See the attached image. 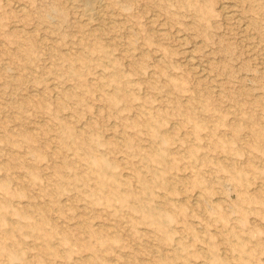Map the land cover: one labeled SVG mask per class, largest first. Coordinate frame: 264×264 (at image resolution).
I'll list each match as a JSON object with an SVG mask.
<instances>
[{
  "label": "rangeland",
  "instance_id": "rangeland-1",
  "mask_svg": "<svg viewBox=\"0 0 264 264\" xmlns=\"http://www.w3.org/2000/svg\"><path fill=\"white\" fill-rule=\"evenodd\" d=\"M263 190L264 0H0V264H264Z\"/></svg>",
  "mask_w": 264,
  "mask_h": 264
},
{
  "label": "bare ground",
  "instance_id": "bare-ground-1",
  "mask_svg": "<svg viewBox=\"0 0 264 264\" xmlns=\"http://www.w3.org/2000/svg\"><path fill=\"white\" fill-rule=\"evenodd\" d=\"M93 1H94V0H93ZM99 1H101V0H99ZM99 3H100V2H99ZM98 5H99V4H98ZM94 10H95V9H94ZM97 11H98V10H97ZM95 12H96V11H95ZM199 12H200V11H199ZM98 13H99V12H98ZM94 27H95V26H94ZM91 50H92V49H91ZM93 50L95 51L96 48L93 49ZM98 51H99V50H98ZM102 53H103V52H102ZM104 55H105V54H104ZM104 55H103V57H104ZM160 58H161V57H160ZM106 60H107V59H106ZM82 61H83V60H82ZM84 62H85V61H84ZM197 63H198V62H197ZM77 75H78V74H77ZM80 75H81V74H80ZM80 75H79V76H80ZM74 76H75V75H74ZM74 76H73V77H74ZM112 76H113V75H112ZM116 77L118 78V76H116ZM74 78H75V77H74ZM76 78H77V77H76ZM113 78H114V77H113ZM79 80H81V79L79 78ZM121 80H122V79H121ZM113 82H114V81H113ZM53 84H54V83H53ZM124 86H125V85H124ZM115 90H116V89H115ZM118 91H119V90H118ZM112 92H113V91H112ZM113 96H114V95H113ZM113 96H111V97H113ZM131 98H132V97H131ZM134 98H135V97H134ZM111 100H113V99H111ZM109 102H110V101H109ZM144 124H145V123H144ZM145 125H146V124H145ZM151 129H152V128H151ZM154 132H155V131H154ZM64 133H65V132H64ZM64 133H63V134H64ZM63 136H64V135H63ZM65 136H66V135H65ZM68 137H69V136H68ZM166 137H167V136H166ZM64 138H65V137H64ZM62 140H63V139H62ZM63 141H64V140H63ZM65 141H66V140H65ZM67 141H68V139H67ZM69 141H72V140L69 139ZM73 142H74V141H73ZM67 143H68V142H67ZM68 144H69V143H68ZM155 151H158V150H155ZM90 152H91V151H90ZM151 153H152V152H151ZM91 154H92V153H91ZM153 154H154V153H153ZM153 154H152V155H153ZM94 155H95V154H94ZM90 157H92V155H90ZM90 157H89V158H90ZM99 157H100V156H99ZM101 158H102V157H101ZM101 158H100V159H101ZM86 159H87V158H86ZM86 159H85V160H86ZM95 159H96V158H95ZM87 160H91V159H87ZM87 160H86L85 162H87ZM108 161H109V160H108ZM88 162H91V161H88ZM93 162H94V164H95V163L97 164V163H99V159H98L97 162H95V160L93 159ZM110 163H111V162H110ZM167 163H168V162H167ZM165 164H166V163H165ZM113 165H114V164H113ZM98 166H101V165H98ZM88 167H89V166H88ZM96 167H97V166H96ZM105 167H106V166H105ZM112 167H113V166H112ZM91 168H92V167H91ZM97 168H98V167H97ZM87 169H88V168H87ZM89 169H90V168H89ZM93 169H95V168H93ZM100 169H101V168H100ZM106 169H107V168H106ZM90 170H91V169H90ZM232 171H233V170H232ZM90 172H92V171H90ZM100 172H101V171H100ZM94 173H95V172H94ZM98 173H99V172H98ZM98 173H97V174H98ZM104 173H105V172H104ZM136 173H137V172H136ZM157 173H158V172H157ZM162 173H163V172H162ZM137 174H138V173H137ZM89 175H90V174H89ZM100 175H101V174H100ZM100 175H99V176H100ZM72 176H73V175H72ZM137 176H138V175H137ZM76 177H77V176H76ZM96 177H97V176H96ZM151 177H152V175H151ZM156 177H157V176H156ZM93 178H94V177H93ZM93 178H92V179H93ZM99 178H100V177H99ZM73 179H74V177H73ZM79 179H80V177H79ZM96 179H97V178H96ZM96 179H94V180H96ZM105 179H106V178H105ZM135 179H136V178H135ZM145 179H146V177H145ZM152 179H155V178H152ZM101 180H102V179H101ZM148 180H149V179H148ZM152 181H153V180H152ZM142 182H143V181H142ZM124 183H125V182H123V184H124ZM136 183H137V182H136ZM138 184H139V183H138ZM145 184H146V182H145ZM124 185H125V184H124ZM139 185H140V184H139ZM122 186H123V185H122ZM103 187H104V186H103ZM137 187H138V186H137ZM125 188H126V187H125ZM150 188H151V187H150ZM120 189H121V188H120ZM126 189H127V188H126ZM138 189H139V188H138ZM94 190H95V189H94ZM130 190H131V189H130ZM133 190H134V189H133ZM125 191H126V190H125ZM128 191H129V190H128ZM136 191H138V190H136ZM140 191H141V190H140ZM263 191H264V190H263ZM96 192H97V191H96ZM133 192H134V191H133ZM130 193H131V192H130ZM126 194H127V193H126ZM127 195H128V194H127ZM127 195H125V196H127ZM109 196H110V194H109ZM109 196H108V197H109ZM122 196H123V195H122ZM128 196H129V195H128ZM131 196H133V195H131ZM101 197H102V196H101ZM118 197H119V196H118ZM135 198H136V197H135ZM111 199H112V198H111ZM134 200H135V199H134ZM145 201H147V200H145ZM103 202H104V201H103ZM108 202H109V201H108ZM115 203H116V202H115ZM115 203H114V204H115ZM119 203H120V202H119ZM119 203H118V205H119ZM146 203H147V202H146ZM135 204H136V203H135ZM118 205H117V206H118ZM105 206H106V205H105ZM132 206H133V205H132ZM141 206H142V204H141ZM135 207H136V206H135ZM121 208H122V207H121ZM133 208H134V207H133ZM130 209H131V208H130ZM137 209H138V208H137ZM134 210H135V209H134ZM135 211H136V210H135ZM133 212H134V211H133ZM136 212H137V211H136ZM168 214H171V213H168ZM170 216H171V215H170ZM168 217H169V216H168ZM173 218H174V217H173ZM155 219H156V218H155ZM167 220H168V219H167ZM140 222H141V221H140ZM153 224H154V223H153ZM158 228H159V227H158ZM154 229H155V228H154ZM160 230H161V229H160ZM156 232L158 233V231H156ZM91 233H92V232H91ZM91 233H90V234H91ZM169 233H170V232H169ZM169 233H168L167 235H169ZM91 235H92V234H91ZM94 235H95V234H94ZM167 235H166V237H167ZM97 236H98V235H97ZM159 236H160V235H159ZM163 236H164V235H163ZM98 237H100V235H99ZM166 237H165V238H166ZM168 237H169V236H168ZM170 237H171V234H170ZM170 237H169V238H170ZM100 239H101V238H100ZM166 239H168V238H166ZM191 239H192V238H191ZM98 240H99V238H98ZM170 240H171V239H170ZM170 240H167V241L170 243ZM174 242H175V241H174ZM174 242H172V243H174ZM101 243H102V242H101ZM174 244H175V243H174ZM241 244H242V243H241ZM87 248H88V247H87ZM239 249H242V248H239ZM243 249H244V248H243ZM242 251H243V250H242ZM174 252H175V251H174ZM174 252H173V253H174ZM171 255H172V254H171ZM171 255H170V256H171ZM175 255H176V254H175ZM244 255H245V254H244ZM160 256H161V255H160ZM212 256H213V255H212ZM212 256H211V257H212ZM161 257H162V256H161ZM171 258H172V257H171ZM213 258H214V257H213ZM214 259H216V258H214ZM159 260H161V258H159ZM246 260H247V259H246ZM159 262H160V261H159ZM159 262H158V263H159ZM223 262H224V261H223ZM245 262H246V261H245ZM241 264H242V263H241Z\"/></svg>",
  "mask_w": 264,
  "mask_h": 264
}]
</instances>
